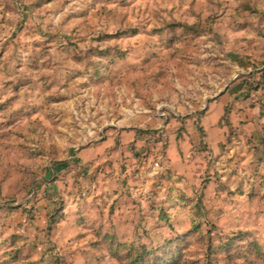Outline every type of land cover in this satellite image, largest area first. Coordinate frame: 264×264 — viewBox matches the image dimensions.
Listing matches in <instances>:
<instances>
[{"label":"rangeland","instance_id":"1","mask_svg":"<svg viewBox=\"0 0 264 264\" xmlns=\"http://www.w3.org/2000/svg\"><path fill=\"white\" fill-rule=\"evenodd\" d=\"M263 68L264 0H0V264H264ZM238 82L255 160L234 143L189 188L62 225L59 160Z\"/></svg>","mask_w":264,"mask_h":264},{"label":"crops","instance_id":"2","mask_svg":"<svg viewBox=\"0 0 264 264\" xmlns=\"http://www.w3.org/2000/svg\"><path fill=\"white\" fill-rule=\"evenodd\" d=\"M241 89L242 83L232 84L204 108L191 105L157 114L145 125L152 134L137 126L114 125L100 140L79 148L70 160H59L54 166L59 180L50 187L60 190L65 202L67 218L62 225L71 216L80 220L136 212L144 207L142 200L148 204L153 189L189 188L201 175L205 160L216 164L231 160L234 143L252 151L247 156L254 158L263 149L258 143V104L239 96ZM241 127L252 137L251 143L244 136L242 142H225L232 128ZM158 156L159 169L153 167Z\"/></svg>","mask_w":264,"mask_h":264},{"label":"built area","instance_id":"3","mask_svg":"<svg viewBox=\"0 0 264 264\" xmlns=\"http://www.w3.org/2000/svg\"><path fill=\"white\" fill-rule=\"evenodd\" d=\"M263 76H264V68H263ZM160 162H161V157L158 156L153 163V167L159 169L160 168Z\"/></svg>","mask_w":264,"mask_h":264}]
</instances>
